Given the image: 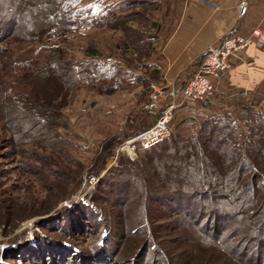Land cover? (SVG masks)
I'll list each match as a JSON object with an SVG mask.
<instances>
[{"label":"rangeland","instance_id":"374dc122","mask_svg":"<svg viewBox=\"0 0 264 264\" xmlns=\"http://www.w3.org/2000/svg\"><path fill=\"white\" fill-rule=\"evenodd\" d=\"M75 6V28L45 38L44 44L22 35L27 16L12 35L0 37V264H242L226 247L238 239L235 223L225 225L216 244H211L212 235H200L188 220L156 205L151 212L145 209L139 225L135 219L140 220L142 194L118 178L105 182L115 193L125 190L114 197L100 187L95 190L96 178L95 183L88 181L90 175H104L121 158L135 159L136 153L120 151L126 147L117 149L125 139L121 133L128 132L129 138L141 120L155 118L162 110L158 91L140 78L147 68L134 66L142 57L124 48L120 29L128 28L134 46L145 43L155 32L158 9L156 0H80ZM95 13L115 15L114 21L109 27H94L90 18ZM49 43L60 46L69 59L62 69L70 101L60 108L61 123L49 135L30 139L24 133L29 124L18 114L22 108L17 104L32 93L23 79L32 78V65L43 64ZM87 47L95 53H85ZM43 95L48 96L47 91ZM256 111L264 114V104ZM95 195L100 199L91 201ZM126 195L130 200L123 203ZM225 197L229 199L227 193ZM203 203L211 204L210 199ZM79 204L92 206L100 219L88 210L82 215L85 208ZM252 209L264 213V206L262 211L261 206Z\"/></svg>","mask_w":264,"mask_h":264},{"label":"trees","instance_id":"16d2710c","mask_svg":"<svg viewBox=\"0 0 264 264\" xmlns=\"http://www.w3.org/2000/svg\"><path fill=\"white\" fill-rule=\"evenodd\" d=\"M79 1L0 0V37L12 35L20 28L23 17L27 16V24L21 26V29H25L22 30V35L29 41L44 44L45 38L61 36L75 28L77 22L74 18L78 16L75 5ZM95 14L90 18L94 27H109L114 21L115 15L108 17L110 13ZM117 18L119 20L121 16ZM153 25L156 30V21ZM120 29L125 39L124 48L129 50L131 47L133 52L137 50L142 57L141 62L135 61L134 66L148 68V42L151 43L155 35H151L145 43L136 42L134 46L129 39L128 28L124 25ZM44 48L47 55L43 64L32 65V78L23 79V82L31 85L32 93L27 94L25 101L17 104L23 110L18 114L26 116L25 120L29 124L24 133L30 139L33 136L43 138L49 135L61 123L60 108L70 101V89L67 91V79L62 69L65 61L69 62L66 51L53 43ZM88 49L89 47L85 48V53H95ZM24 66L25 63L22 68ZM146 73L147 70L140 78L147 87L152 75L148 76ZM44 91H47L48 96L43 95ZM145 100L151 104V99L147 97ZM155 118L141 120L134 131L152 125ZM127 133H121V138L127 139ZM136 148L135 159L121 158L114 168L97 178L96 191H100V187L106 195L110 192L112 197L122 195L124 189L115 193L113 186L105 185V182L118 178L126 182L127 189L133 187L135 194H142V206L138 207L141 215L139 218L146 217L145 209L151 212L154 205L162 207L170 215L180 217L181 221L188 220L200 235H212L214 238L211 244L219 242L226 224L235 223L238 239L233 244H226L229 252L242 264L264 263V213L260 216L252 209L261 206L262 211L264 206V114L257 113L256 109H244L197 115L177 124H172L171 120L170 132L165 139L144 150L139 146ZM221 188L225 189L229 199L225 197L226 193L218 190ZM128 197H123L122 202H128ZM97 198L99 197L95 195L89 199L95 201ZM208 199L211 204L203 203ZM120 203L113 201L112 205ZM80 207L85 208L81 211L82 215L86 216L88 210L95 219H100L92 206L79 204L78 208ZM233 207L236 209L232 210ZM75 211L73 210V217H76ZM142 218L135 219V223L142 224ZM238 222L242 230H239ZM145 225L148 229L149 224ZM248 229L251 230L248 232ZM105 232L103 227L102 236Z\"/></svg>","mask_w":264,"mask_h":264},{"label":"crops","instance_id":"0c3cea01","mask_svg":"<svg viewBox=\"0 0 264 264\" xmlns=\"http://www.w3.org/2000/svg\"><path fill=\"white\" fill-rule=\"evenodd\" d=\"M240 1L156 0L157 26L146 75H152L150 85L158 91L162 108L169 84L186 82L201 66L207 46L229 34L249 39L245 49L230 57L229 69L211 78V96L173 109L174 123L208 113L255 110L264 104V0H243L239 6Z\"/></svg>","mask_w":264,"mask_h":264},{"label":"built area","instance_id":"2783aa9c","mask_svg":"<svg viewBox=\"0 0 264 264\" xmlns=\"http://www.w3.org/2000/svg\"><path fill=\"white\" fill-rule=\"evenodd\" d=\"M242 3L243 0L240 1L239 6ZM256 33L257 30L252 31V34ZM248 43V38L229 34L222 36L216 44L207 46L203 52L201 66L193 75L181 85L169 84L166 90V104L158 113L154 123L122 141L121 145L130 151L126 152L128 156H135L134 146L146 149L169 135L172 111L177 105L201 101L211 96L213 92L211 78H219L228 70L230 57L245 49ZM121 145L117 148L118 150ZM95 178L97 179L90 175L88 181L92 183Z\"/></svg>","mask_w":264,"mask_h":264},{"label":"bare ground","instance_id":"6f19581e","mask_svg":"<svg viewBox=\"0 0 264 264\" xmlns=\"http://www.w3.org/2000/svg\"><path fill=\"white\" fill-rule=\"evenodd\" d=\"M123 147H125V146H121L120 148H123ZM120 148H119V150H120ZM122 151H126V152H129V150L127 149V147H126V149L125 150H122Z\"/></svg>","mask_w":264,"mask_h":264}]
</instances>
